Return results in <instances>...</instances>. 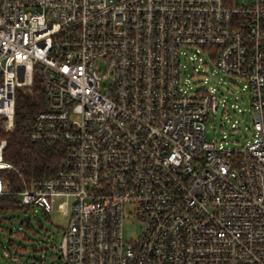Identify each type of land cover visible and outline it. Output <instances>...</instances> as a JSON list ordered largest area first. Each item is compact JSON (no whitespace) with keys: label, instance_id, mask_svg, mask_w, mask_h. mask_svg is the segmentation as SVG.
<instances>
[{"label":"built area","instance_id":"1","mask_svg":"<svg viewBox=\"0 0 264 264\" xmlns=\"http://www.w3.org/2000/svg\"><path fill=\"white\" fill-rule=\"evenodd\" d=\"M193 50L245 82L255 134L239 150L205 139L217 98L179 81ZM35 81L30 140L67 152L13 191L0 138V196L68 217L52 264H264V0H0V132Z\"/></svg>","mask_w":264,"mask_h":264},{"label":"rangeland","instance_id":"2","mask_svg":"<svg viewBox=\"0 0 264 264\" xmlns=\"http://www.w3.org/2000/svg\"><path fill=\"white\" fill-rule=\"evenodd\" d=\"M249 0H235L242 5ZM192 58L180 57L179 81L191 91L213 90L217 110L204 123L205 139L221 144L227 149L239 150L254 137L251 100L245 82L229 74L220 73L203 52L190 53ZM102 67V63H98ZM102 86L109 84L105 79ZM190 84V85H189ZM0 219V264H11L4 259L3 251L18 252L20 261L26 264H52L56 260L57 245L61 239V229L68 223V217L55 207L48 213L33 206L28 212L16 211L1 215ZM30 221L31 227L23 222ZM139 223L132 218L123 225L126 241L137 239ZM17 249H20L19 251Z\"/></svg>","mask_w":264,"mask_h":264},{"label":"trees","instance_id":"3","mask_svg":"<svg viewBox=\"0 0 264 264\" xmlns=\"http://www.w3.org/2000/svg\"><path fill=\"white\" fill-rule=\"evenodd\" d=\"M43 102L42 89L38 81H35L31 88L19 89L15 96L13 131L0 132V138H4L7 142L3 159L15 170L4 172L8 179L7 185L13 191L23 188L20 177L25 182L54 177L66 155L67 145L63 142L34 143L30 140L32 119L42 109ZM32 208L23 207L16 196H0V216L20 210L28 212ZM23 224L31 227L30 221H25Z\"/></svg>","mask_w":264,"mask_h":264}]
</instances>
